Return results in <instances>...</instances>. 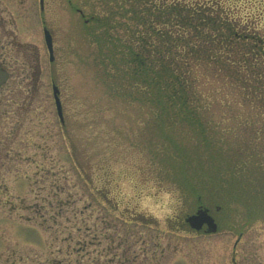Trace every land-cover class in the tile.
Wrapping results in <instances>:
<instances>
[{"label":"rangeland","instance_id":"1","mask_svg":"<svg viewBox=\"0 0 264 264\" xmlns=\"http://www.w3.org/2000/svg\"><path fill=\"white\" fill-rule=\"evenodd\" d=\"M81 2L44 0L42 12L40 0H0V66L10 72L0 88V264H264L252 231L264 213L197 181H161L141 150L137 113L111 105L96 112L91 76L69 62L79 49ZM127 176L176 186L175 216L158 222L114 198ZM200 207L215 217V232L182 225Z\"/></svg>","mask_w":264,"mask_h":264},{"label":"trees","instance_id":"2","mask_svg":"<svg viewBox=\"0 0 264 264\" xmlns=\"http://www.w3.org/2000/svg\"><path fill=\"white\" fill-rule=\"evenodd\" d=\"M80 5L69 62L91 76L96 112L137 113L161 181H197L264 213V0Z\"/></svg>","mask_w":264,"mask_h":264},{"label":"clouds","instance_id":"3","mask_svg":"<svg viewBox=\"0 0 264 264\" xmlns=\"http://www.w3.org/2000/svg\"><path fill=\"white\" fill-rule=\"evenodd\" d=\"M112 195L117 200L131 202L132 209L138 215L163 223L175 216L181 203V193L176 186L154 178L141 182L135 176L124 177ZM252 231L257 233L254 242L260 246L258 254L264 255V220H256Z\"/></svg>","mask_w":264,"mask_h":264},{"label":"water","instance_id":"4","mask_svg":"<svg viewBox=\"0 0 264 264\" xmlns=\"http://www.w3.org/2000/svg\"><path fill=\"white\" fill-rule=\"evenodd\" d=\"M40 5H41V11L44 12V0H40ZM44 36L50 54V61L53 62L54 60L53 35L46 26L44 27ZM9 77H10V73L8 72V70L0 66V88L9 80ZM53 93H54L55 103L60 121L62 124H64L65 118H64L63 105L60 98V90L55 83L53 84ZM186 221L190 224V226L193 229L197 231H200L204 224H207L209 226L208 232H215L217 229V226L214 223L212 217L208 214V211L200 210L197 213L188 216L186 218Z\"/></svg>","mask_w":264,"mask_h":264},{"label":"flooded vegetation","instance_id":"5","mask_svg":"<svg viewBox=\"0 0 264 264\" xmlns=\"http://www.w3.org/2000/svg\"><path fill=\"white\" fill-rule=\"evenodd\" d=\"M207 210L208 212H209V214L211 215V217L213 218V220L215 221V223H216V225H217V221H216V219H215V217L211 214V212H210V210L208 209V208H204V207H200L199 208V210ZM186 218V217H185ZM184 222L185 223H183L182 225H184V227L185 226H187V229H189L190 231H194L191 227H190V225L185 221V219H184ZM208 229H209V227L205 224V225H203V227L201 228V230H200V232H206V231H208ZM233 262H234V264H236V259L235 258H233Z\"/></svg>","mask_w":264,"mask_h":264}]
</instances>
